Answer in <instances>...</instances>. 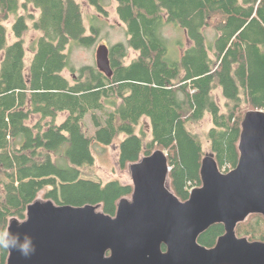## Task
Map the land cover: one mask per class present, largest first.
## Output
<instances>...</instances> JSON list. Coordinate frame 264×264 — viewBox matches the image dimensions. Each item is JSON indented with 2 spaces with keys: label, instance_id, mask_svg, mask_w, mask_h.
<instances>
[{
  "label": "trees",
  "instance_id": "16d2710c",
  "mask_svg": "<svg viewBox=\"0 0 264 264\" xmlns=\"http://www.w3.org/2000/svg\"><path fill=\"white\" fill-rule=\"evenodd\" d=\"M107 1L86 0L103 14ZM112 1L126 42L108 48L112 74L107 77L95 66L76 73L69 65L71 47L89 48L100 33L92 27L87 34L77 0H0V171L8 179L0 181V231L11 219L24 221L41 191L43 200L56 205H100V211L114 216L117 203L131 197L133 186L82 177L93 175V146L108 147L117 140L122 170L162 150L170 168L169 188L184 202L201 185L206 154L188 126L210 117L207 150L218 168L228 172L238 161L245 113L264 111V0ZM29 8L38 15L27 14ZM12 16L16 41L9 43L5 23ZM27 21L40 33L28 49V66L22 40ZM169 24L178 26L190 43L180 57L169 54L163 35ZM209 28L216 33L212 44L204 33ZM129 50L137 56L126 63ZM64 71L72 78L63 76ZM219 96L225 100L224 111ZM88 114L95 127L92 135L84 130ZM143 118L151 127L147 142L143 131L136 134ZM47 163L45 178L31 189L25 180L38 177ZM235 232L249 241H264V219L250 215ZM223 233L222 225H213L198 243L211 248ZM7 257L8 250L0 248V264Z\"/></svg>",
  "mask_w": 264,
  "mask_h": 264
},
{
  "label": "water",
  "instance_id": "95a60500",
  "mask_svg": "<svg viewBox=\"0 0 264 264\" xmlns=\"http://www.w3.org/2000/svg\"><path fill=\"white\" fill-rule=\"evenodd\" d=\"M95 61L111 77L106 45L97 47ZM240 127L235 168L222 172L213 154H205L201 185L184 202L169 188L162 150L129 165L133 192L114 216L100 205L35 200L25 220L11 219L7 229L32 236L36 252L25 259L8 251L6 264H264V241L235 232L250 215L264 219V111L246 112ZM216 224L223 235L211 248L200 245L199 236Z\"/></svg>",
  "mask_w": 264,
  "mask_h": 264
},
{
  "label": "rangeland",
  "instance_id": "374dc122",
  "mask_svg": "<svg viewBox=\"0 0 264 264\" xmlns=\"http://www.w3.org/2000/svg\"><path fill=\"white\" fill-rule=\"evenodd\" d=\"M79 3L82 4L83 7V18L87 29V34L90 35L91 28H99L100 33L96 38V43L89 47H71V52L69 56V65L73 68V70L78 73L82 67L85 66H95V52L98 46L106 45L108 48L117 44V43H125L126 42V35H125V27L117 18L115 7L116 4L114 1L109 0L107 1V5L105 7V14L98 13L93 7H90L86 0H77ZM19 14H25V12L19 11ZM27 14H33L35 16L38 15V12L29 8ZM16 20V16H12L9 20L5 23L8 27V39L9 43L15 42L16 38L14 33L12 32V25ZM28 29L22 35V40L24 42V47L26 49V56H25V63L27 66L30 63L31 53L28 52L31 42L34 39H37L40 35L39 32L35 31L32 27V22L27 21ZM204 33L207 38V43L212 44L216 33L212 29H205ZM163 35L165 36L168 44L169 54L172 57H180L181 54L184 52L186 48L190 46L189 41L187 40L184 32L175 24L166 25L163 29ZM137 53L133 50L128 51V56L126 57V63L131 62ZM63 76L68 79L72 78V74L69 71H64ZM220 95V93H218ZM222 106V111H224L223 107L225 105V100L222 98H216ZM66 114L61 115L59 120L62 121L65 118ZM211 120L209 116L203 117V119L197 123H192L188 126L189 130L197 135L203 142V149L205 150L206 154L210 153L207 150V141L205 140L206 132L211 128ZM84 130L88 135L94 134L95 127L91 120V114H88L84 119ZM142 131L145 133V141L151 140V127L149 120L147 118H143L140 120L139 125L136 128V134L141 135ZM123 139L121 136L120 140ZM118 142L119 140L115 141L113 145L108 147H101V146H93V152L95 155V166L93 168V175L92 176H83V179H89L94 182L99 183H107L113 179L119 180L122 184L132 185L131 175L129 171V166L122 170L118 166ZM166 155V154H165ZM49 167V163H47L44 167H42L40 175L36 178H27L25 181L29 184L31 189L40 185V182L45 176L43 175L44 171ZM0 181L1 182H8V179L3 175L0 171ZM169 182V181H168ZM43 192L41 191L38 194V200L42 199ZM46 201V200H43Z\"/></svg>",
  "mask_w": 264,
  "mask_h": 264
},
{
  "label": "clouds",
  "instance_id": "9594fccd",
  "mask_svg": "<svg viewBox=\"0 0 264 264\" xmlns=\"http://www.w3.org/2000/svg\"><path fill=\"white\" fill-rule=\"evenodd\" d=\"M0 248L18 252L20 256L29 259L36 252V244L27 233L21 234L5 229L0 231Z\"/></svg>",
  "mask_w": 264,
  "mask_h": 264
}]
</instances>
